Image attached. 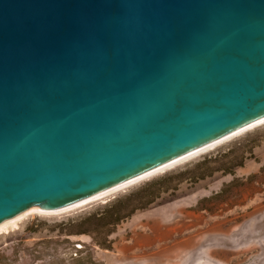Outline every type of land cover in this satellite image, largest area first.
Wrapping results in <instances>:
<instances>
[{
	"label": "water",
	"instance_id": "1",
	"mask_svg": "<svg viewBox=\"0 0 264 264\" xmlns=\"http://www.w3.org/2000/svg\"><path fill=\"white\" fill-rule=\"evenodd\" d=\"M264 105V0H0V217Z\"/></svg>",
	"mask_w": 264,
	"mask_h": 264
},
{
	"label": "rangeland",
	"instance_id": "2",
	"mask_svg": "<svg viewBox=\"0 0 264 264\" xmlns=\"http://www.w3.org/2000/svg\"><path fill=\"white\" fill-rule=\"evenodd\" d=\"M162 177L168 190L113 227L109 248L99 246L105 206L144 201L143 185ZM0 253L3 264H264V124L106 199L28 215L0 233Z\"/></svg>",
	"mask_w": 264,
	"mask_h": 264
},
{
	"label": "bare ground",
	"instance_id": "3",
	"mask_svg": "<svg viewBox=\"0 0 264 264\" xmlns=\"http://www.w3.org/2000/svg\"><path fill=\"white\" fill-rule=\"evenodd\" d=\"M260 124H264V105L217 122L211 129L200 130L62 198L4 215L0 217V233L14 230L21 219L31 214L56 215L106 199L118 190L162 173Z\"/></svg>",
	"mask_w": 264,
	"mask_h": 264
},
{
	"label": "trees",
	"instance_id": "4",
	"mask_svg": "<svg viewBox=\"0 0 264 264\" xmlns=\"http://www.w3.org/2000/svg\"><path fill=\"white\" fill-rule=\"evenodd\" d=\"M165 179L166 177L153 179L143 185L142 189L148 190L146 192L147 198L144 201L138 199L136 200L135 203L129 204V202H127L124 204L122 201L116 200L106 205L105 214L100 215L97 218V225H96L97 229L95 230V231L99 230L100 232H103L106 235V237L104 238L103 241L97 242V244L99 246L109 248L108 243L110 241L107 240V236L113 232V227H115L120 221L131 215L135 209L143 207L142 206L143 203L149 205L154 203L158 198H160L162 196V193L168 190V186L163 183ZM123 205H125L126 207L127 205H129L128 207L130 208L125 210ZM93 217L95 216L89 215L86 219H92ZM81 231L87 232L91 230L84 229ZM3 259H5V257L2 255V253H0V264H3L2 263Z\"/></svg>",
	"mask_w": 264,
	"mask_h": 264
},
{
	"label": "built area",
	"instance_id": "5",
	"mask_svg": "<svg viewBox=\"0 0 264 264\" xmlns=\"http://www.w3.org/2000/svg\"><path fill=\"white\" fill-rule=\"evenodd\" d=\"M78 245V244H77ZM78 247V246H77Z\"/></svg>",
	"mask_w": 264,
	"mask_h": 264
}]
</instances>
